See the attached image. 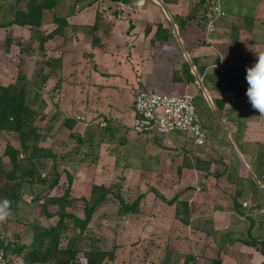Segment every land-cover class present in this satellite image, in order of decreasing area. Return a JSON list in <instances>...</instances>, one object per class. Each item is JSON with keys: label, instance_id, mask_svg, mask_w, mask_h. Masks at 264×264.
Masks as SVG:
<instances>
[{"label": "crops", "instance_id": "0c3cea01", "mask_svg": "<svg viewBox=\"0 0 264 264\" xmlns=\"http://www.w3.org/2000/svg\"><path fill=\"white\" fill-rule=\"evenodd\" d=\"M105 1L75 7L66 16L67 29L47 40L55 39L56 49L46 45V52L55 57L56 70L42 86L41 96L57 116L54 134L45 142L54 153L50 142L61 136V157L69 156L66 159L73 163L66 167V188L71 176L68 197L76 204L80 197H89L92 185L107 186L115 177H121L116 180L123 185L167 187L173 189V195L164 203L171 206L167 201L176 197L189 205V222L178 219L175 226L188 236L198 233L205 239L212 235L192 221L191 211L212 201L210 217L204 215L211 228L218 232L231 229L241 238L220 244L212 237L214 242L205 247L215 245L220 264H261L264 115L246 96V70L264 54V0H220L224 14L210 34L205 19L198 23L202 11L195 7L198 0H145L140 6L137 0H108L110 17L98 19L97 10L101 11ZM120 9L125 11L123 16ZM183 62L189 65L186 73ZM174 71L178 80L173 78ZM138 89L200 94L196 106L201 110L205 144L195 145L187 133V138L172 143L169 137L136 131L133 98ZM44 113L45 118L54 119L47 110ZM201 147L210 148L215 155L198 152ZM182 148L181 157L178 151ZM87 154L90 156L82 160ZM182 186L190 188L176 195ZM235 204L239 210L234 209ZM159 210L152 212L159 214ZM167 224L153 223L151 229L154 234L166 232ZM242 237L253 238L255 245L245 244ZM198 243H191L186 252L192 247L195 250ZM16 256L18 260L11 264L51 262L30 263L22 254ZM208 262L205 257L199 263L191 259L189 264Z\"/></svg>", "mask_w": 264, "mask_h": 264}, {"label": "rangeland", "instance_id": "374dc122", "mask_svg": "<svg viewBox=\"0 0 264 264\" xmlns=\"http://www.w3.org/2000/svg\"><path fill=\"white\" fill-rule=\"evenodd\" d=\"M63 2H66L65 6L71 5L70 0H63ZM108 2L109 1L106 0L103 4H101V11L97 10L96 15L98 19H108V16L111 14L110 9L112 7L107 6ZM25 3V0H0V5L3 4V7H0V21H3V19L11 16L12 12L9 13V6L19 7L24 10ZM138 6L140 5L138 4ZM55 10L64 12L67 11V7L61 9L59 6L58 9L56 8ZM120 10L121 15L123 16L125 11L123 9ZM116 11L119 13L118 9ZM198 12L200 11H197V13ZM197 16H199V14ZM50 23H52L51 12L49 10H44L42 20L39 25L20 26L13 24L7 27H0L1 84L6 85L13 83L21 76H26L28 84H33L38 87L41 85V75H46V73H48L51 69L55 72V57L51 52H46V45L48 44V48L56 49L57 42L55 39L51 40V42L50 40L47 42L49 38H46L41 43V37L46 36L47 31L50 32L51 29H54L55 27L54 24L53 26ZM65 29H67V27H64L62 31L64 32ZM37 30H39V34ZM69 33L71 35V32L68 31L66 34L69 35ZM49 77L52 79L53 75H50ZM27 88L29 90V95L31 94L30 88ZM194 98L196 99V102L200 101V94L194 96ZM202 104H204L208 109L205 99H203ZM32 107H34V109L40 108L43 115H45V110L54 115V119L49 116V118H45L44 116L42 119L37 118L34 120V123L39 128V133H45L46 131L48 135L51 133L54 134L53 130L56 123L55 117L57 116V112L53 106H48L44 100V103H41V101L33 103ZM200 111V107L199 109L197 108L199 119ZM48 126L51 128H47ZM187 134L182 131H172L167 133L165 136L169 137L172 143H175L182 137L187 138ZM60 137L61 136H59L55 142H50V146L54 149V153L51 152L52 156L39 157V159H35L33 161L36 165L37 172L40 173L41 177H48L52 174L54 169H56L59 173L58 183L54 186V188L48 191L44 189V193L40 194L35 200L30 194H28L30 188H28L26 184L22 185L23 187H20V191L23 193L22 199L24 202H19V204L18 202L17 204L12 202L14 207L11 208V213L0 218V232L4 241L15 243L16 246H27L32 242L33 236L38 229L44 226L49 227L55 224L58 220V215H56V212H58L57 206L51 202H47L45 198L47 196L58 197L62 195L67 185V179L65 180L66 167H70L73 164L66 159L69 156H65V159L61 157L63 147L62 143L59 142L61 139ZM7 144H11L18 149L20 148V142L16 137V134L9 131H0V156L2 157L3 165L10 167L9 158L3 154L4 148ZM36 146L47 147L46 142L42 139H39ZM197 151H203L209 156L215 155L208 147L207 151L204 147L197 149ZM178 152L181 157L184 155L183 148ZM23 155L24 154L22 153V156H19L20 159H24ZM212 168L215 170L218 169V166L213 165ZM116 179H121V177H115V179H113L111 183L107 184V186L103 185L108 189V191L105 199L99 203L92 212L84 234H81L79 237L80 240L78 242V247L80 246L81 249L78 252L79 258H83V251L85 249H89L90 247L100 248L109 253L104 259L107 264H184V259L187 254H192V260L199 263L202 258L215 257L217 255L215 245L211 246L210 249L206 248L214 242L212 237L208 236L205 239L202 238L203 235H201L200 238L198 233L189 234L188 236L179 228V226H175V221L177 222L179 219L176 215H173L175 214V204L168 206V204L164 203L168 198L172 197L173 189H167L166 187V189L159 188V190L157 187L153 188L149 183H146L145 185H135L134 183L132 185H123L121 180L119 181ZM47 180L50 181L51 178H48ZM35 183H37L34 184L35 191L39 188L45 187L44 184L42 185L38 182ZM184 187L182 186V190H179V192H175L176 195L182 194L184 191L186 192L187 188H190V186ZM78 193H83V191H79ZM161 196L165 199H162ZM141 200H143L142 203ZM123 204H132L134 206L132 210L122 213L120 210H123ZM203 205H205L203 208L200 209L198 206H195L191 211L193 215H196H192V221L197 223L196 225L198 227L206 228V226H208L209 228V226L212 227V224L206 220L207 218L204 215H208V217H210V211L211 208H213L211 206L215 204L210 201L209 204L205 203ZM83 206L84 202L81 201H77L76 204L73 203V210H75V213L80 215L79 217L82 218L84 217ZM42 207H46V210L54 212L55 215L46 219ZM157 209H160L159 211H161L159 214L152 212ZM167 221L168 227L166 232L161 231V233L154 234L155 232L151 229L152 224L159 222L160 225H162ZM68 226V230L63 234H60L61 239L58 241L59 246H66L69 237L72 235V231L78 230H74L72 228L71 220L68 221ZM63 235L64 238L62 237ZM42 240L43 242L47 241L45 238ZM193 242H199L196 245L198 248L195 246L194 250L192 247L187 253V247L191 246V243ZM206 252L210 255H205ZM233 255L235 256V254ZM8 258L11 264L15 261V259H17V256L16 254H9ZM49 264H52V261Z\"/></svg>", "mask_w": 264, "mask_h": 264}, {"label": "trees", "instance_id": "16d2710c", "mask_svg": "<svg viewBox=\"0 0 264 264\" xmlns=\"http://www.w3.org/2000/svg\"><path fill=\"white\" fill-rule=\"evenodd\" d=\"M25 9H20L19 7L9 6V13L12 12L11 16L0 21V27H7L13 24L20 26L30 25L36 26L40 24L44 10H49L51 12V22L54 23L55 27L46 36L41 37V43L46 38H51L56 34L63 33L62 29L67 25L66 16L73 12V9L78 5H85L93 0H70L71 5L65 6L63 0H25ZM166 1V0H164ZM210 0H198L195 3V7H202V11L198 16V23L204 22V11ZM85 2V3H84ZM59 4V5H58ZM58 5V6H57ZM60 6L61 9L67 7V11L59 12L55 9ZM3 7V4L0 5ZM203 19V20H202ZM63 27V28H62ZM39 34V30H37ZM48 60V59H47ZM46 60V61H47ZM189 65L187 62L182 63L183 72H188ZM54 71L51 69L46 75H41V85L36 87L33 84H28L26 76H21L13 83L3 85L0 83V131H9L16 134L19 139L20 148H16L11 144H7L4 148L3 154L9 158L10 167L3 165L2 157L0 156V201L7 200L8 204V214L11 213V208L14 207L12 202L19 204L23 201V193L20 191V187L24 184L30 188L29 193L35 200L40 194L52 189L59 180V173L54 169L51 175L48 177H41L40 173L37 172L36 165L33 161L39 159V157H50L52 156V151L48 147H37L36 144L39 139L45 141L48 134L45 132L39 133V128L34 123L37 118L44 117L40 108L34 109L32 107L33 103L44 100L41 97V89L45 84L47 78ZM173 78L175 80L179 79L177 71H174ZM189 79L193 80V76L189 75ZM30 88L31 94L28 95ZM194 103L198 105L196 99L193 95ZM217 108L221 107V104L217 103ZM43 115V116H42ZM52 116H54L52 114ZM79 143L85 144L80 138L76 139ZM80 148V145L77 146ZM31 151V152H30ZM24 159H20V155ZM89 154L81 157L82 160L87 159ZM210 161L206 162V168L209 167ZM51 178L50 181L47 179ZM71 176L68 175V187L64 190L61 196H47L45 200L55 204L58 208V220L55 224L51 226H44L35 232L33 240L29 245L16 246L15 243L6 242L1 237L0 232V247L5 250V254H22L24 261L30 263L34 262H47L52 261L53 264H107L104 261L105 257L109 253L103 251L100 248L90 247L83 251V258L78 257V252L80 246L78 247L79 237L84 234L86 230V225L91 217L92 212L95 207L101 203L107 194L108 189L103 185H92L91 192L88 198L80 197V200L84 202L83 214L84 217H78L76 214L69 211L73 209L72 199L69 198V186H70ZM35 182L44 184L45 187L34 190ZM257 188L256 185H254ZM23 187V186H22ZM161 198H163L161 196ZM72 202V203H71ZM169 204H175V215L185 224L189 221V205L184 200H178L176 197L169 199L167 201ZM134 205L123 204L120 212L126 213L132 210ZM235 210H239L237 205L234 206ZM45 216L48 218L55 215L54 212L46 210V207H42ZM241 212V210H240ZM71 220L73 231L71 237H69L66 246H59L58 241L61 239L60 234L65 233L69 226L68 221ZM76 228V229H75ZM204 228V227H203ZM204 230L212 235L214 240L220 244L233 242L238 237L235 232L231 229L223 232H218L213 230L210 226H206ZM64 238V235L62 236ZM236 237V238H235ZM47 239L43 242L42 239ZM243 238V237H242ZM242 242L248 245H255L253 238L251 240L242 239ZM260 251L264 254V240L260 242ZM193 258L192 254H187L184 259V264H189ZM208 264H220L219 258L209 257ZM264 264V261L261 263Z\"/></svg>", "mask_w": 264, "mask_h": 264}, {"label": "built area", "instance_id": "2783aa9c", "mask_svg": "<svg viewBox=\"0 0 264 264\" xmlns=\"http://www.w3.org/2000/svg\"><path fill=\"white\" fill-rule=\"evenodd\" d=\"M145 0H137L141 5ZM161 2V0H151ZM220 0H210L204 12L207 33H212L217 19L223 15ZM133 127L139 132L165 136L172 131L188 133L197 146L205 144V130L198 117L193 95L173 94L151 89H138L133 98ZM246 203H244L245 205ZM0 264H10L5 250L0 247Z\"/></svg>", "mask_w": 264, "mask_h": 264}, {"label": "clouds", "instance_id": "9594fccd", "mask_svg": "<svg viewBox=\"0 0 264 264\" xmlns=\"http://www.w3.org/2000/svg\"><path fill=\"white\" fill-rule=\"evenodd\" d=\"M246 80V96L249 102L264 115V54H260L257 61L247 68ZM8 204L6 199L0 201V218L8 214Z\"/></svg>", "mask_w": 264, "mask_h": 264}]
</instances>
